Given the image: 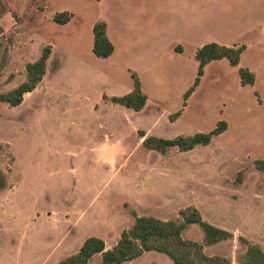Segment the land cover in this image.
I'll list each match as a JSON object with an SVG mask.
<instances>
[{"label": "rangeland", "instance_id": "obj_1", "mask_svg": "<svg viewBox=\"0 0 264 264\" xmlns=\"http://www.w3.org/2000/svg\"><path fill=\"white\" fill-rule=\"evenodd\" d=\"M217 1L219 16L199 26L180 22L190 0H0V93L51 46L36 87L16 106L0 102V264H56L88 236L111 247L132 224L130 209L174 219L194 205L232 233L204 247L229 264L245 249L238 236L264 243V170L254 163L264 159V0ZM58 11L69 21L54 22ZM98 20L114 46L107 58L91 50ZM213 39L244 44L240 61L208 62L182 106L194 52ZM239 66L253 71V85L240 84ZM131 72L147 96L139 111L109 100L131 89ZM221 119L226 130L188 151L146 149L137 134L191 135ZM182 235L202 232L191 224ZM121 264L174 263L150 250Z\"/></svg>", "mask_w": 264, "mask_h": 264}, {"label": "trees", "instance_id": "obj_2", "mask_svg": "<svg viewBox=\"0 0 264 264\" xmlns=\"http://www.w3.org/2000/svg\"><path fill=\"white\" fill-rule=\"evenodd\" d=\"M68 11H58L52 16V20L59 24L69 21ZM107 24L103 20L93 23L92 52L100 58L109 57L114 46L107 36ZM245 49L244 44L224 45L214 41L207 42L197 48L194 58L197 61V75L193 84L183 93L182 106L198 84L199 76L203 73V67L211 60L225 58L229 65L237 66L241 53ZM51 52L50 44L41 48L39 56L25 65V79L12 89L0 93V102L10 106L21 103L23 95L31 92L43 79L46 73L47 59ZM239 82L243 85H253L255 74L247 67L237 68ZM131 89L122 95L109 97L113 103L121 104L127 108L139 111L146 103L147 96L143 92L138 76L131 72ZM103 99L107 98L105 94ZM180 115V110L169 115L174 120ZM227 128L225 120H218L213 128L208 131L196 132L191 135H176L171 138L146 135L141 129L137 130L141 143L146 149L166 152L170 147H177L181 151H188L197 145H207L212 138L222 133ZM255 167L264 170V159H256ZM5 186L4 174L0 171V189ZM126 206V205H125ZM133 217L132 224L123 229L116 242L106 248L105 242L96 236L86 237L78 250L58 260L57 264H87L95 254L100 255V264H121L132 260L146 251L154 250L166 254L174 264H229L226 256L206 254L205 246L216 244L222 240L232 237V233L224 228L216 226L201 216L194 205H188L178 210V216L174 219H161L155 216L138 215L135 210L130 209ZM191 224H197L202 232L200 240L183 237V231ZM238 240L245 249L237 255L239 264H264V243L259 245L249 239L238 236Z\"/></svg>", "mask_w": 264, "mask_h": 264}, {"label": "crops", "instance_id": "obj_3", "mask_svg": "<svg viewBox=\"0 0 264 264\" xmlns=\"http://www.w3.org/2000/svg\"><path fill=\"white\" fill-rule=\"evenodd\" d=\"M190 1H191L190 2V8L191 9L189 11L180 12V14H179V16L181 17L180 22L182 24H185V25L195 24V25L202 26L205 23L206 24L210 23L212 20H214L220 14L219 12H217V5H219L217 0H190ZM236 14L237 13H234L233 16L235 17ZM238 14H240V13H238ZM234 22H235V19L233 20V23ZM107 36H108V34H107ZM177 41L178 40H175L174 43L180 42V41L179 42H177ZM211 41L220 43L219 41H217L215 39H213ZM207 42H210V40H207ZM156 43H162V42L158 41ZM46 69H47V67H46ZM105 246H106V248H109V246H107L106 244H105ZM92 258L93 257H91V259ZM90 260H89V262H90Z\"/></svg>", "mask_w": 264, "mask_h": 264}]
</instances>
